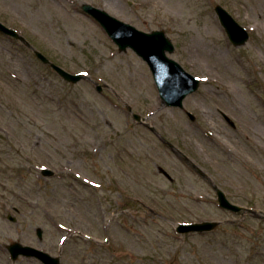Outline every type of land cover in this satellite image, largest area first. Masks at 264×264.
Here are the masks:
<instances>
[{"label":"rangeland","instance_id":"rangeland-1","mask_svg":"<svg viewBox=\"0 0 264 264\" xmlns=\"http://www.w3.org/2000/svg\"><path fill=\"white\" fill-rule=\"evenodd\" d=\"M84 3L166 32L170 56L201 78L184 108L163 102L147 62ZM217 4L250 31L245 45ZM0 21L86 76L66 81L0 31V264H43L13 261L14 241L63 264H264V0H0ZM210 181L259 215L220 207ZM203 220L221 224L175 230Z\"/></svg>","mask_w":264,"mask_h":264},{"label":"water","instance_id":"water-1","mask_svg":"<svg viewBox=\"0 0 264 264\" xmlns=\"http://www.w3.org/2000/svg\"><path fill=\"white\" fill-rule=\"evenodd\" d=\"M82 7L102 24L107 33L118 44L121 51H125L128 47H131L147 61L153 72L164 103L183 107L184 99L199 88L200 78L189 73L177 60L168 55V52H174L175 45L173 41L167 37L164 30L144 32L116 18L106 10L95 7L92 4L84 3ZM215 11L233 44L235 46L244 45L250 38L247 28L241 25L221 4L215 6ZM0 30L17 39L26 41L15 29L6 26L2 22H0ZM35 53L44 63L50 64L66 80L78 82L84 78L83 74H72L66 71L61 66L52 62L39 50H35ZM101 88L102 86H98L99 90H101ZM190 116L192 119H195V116L192 114H190ZM136 117L139 118L137 115ZM159 169L171 178L164 168L159 167ZM43 173L46 175H53V171L49 169H43ZM218 195L222 207L231 209L235 212L244 209L241 206L231 203L221 189H218ZM218 224L219 222L217 221L181 223L177 226V231L180 233L211 231L215 229ZM37 232L41 238L42 229L38 228ZM7 248L13 260L18 259L20 255H24L28 257H37L45 264H62L59 256H52L48 252L29 245H24L17 241L7 245Z\"/></svg>","mask_w":264,"mask_h":264},{"label":"bare ground","instance_id":"bare-ground-1","mask_svg":"<svg viewBox=\"0 0 264 264\" xmlns=\"http://www.w3.org/2000/svg\"><path fill=\"white\" fill-rule=\"evenodd\" d=\"M229 152H230V153H233L234 151H233L232 149H229Z\"/></svg>","mask_w":264,"mask_h":264},{"label":"trees","instance_id":"trees-1","mask_svg":"<svg viewBox=\"0 0 264 264\" xmlns=\"http://www.w3.org/2000/svg\"><path fill=\"white\" fill-rule=\"evenodd\" d=\"M1 171V170H0Z\"/></svg>","mask_w":264,"mask_h":264}]
</instances>
